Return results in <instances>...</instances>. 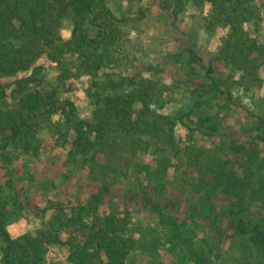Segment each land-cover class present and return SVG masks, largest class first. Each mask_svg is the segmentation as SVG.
I'll return each mask as SVG.
<instances>
[{
  "label": "rangeland",
  "instance_id": "rangeland-1",
  "mask_svg": "<svg viewBox=\"0 0 264 264\" xmlns=\"http://www.w3.org/2000/svg\"><path fill=\"white\" fill-rule=\"evenodd\" d=\"M115 2L117 14L128 19L122 38L128 55L115 68L125 79L98 87L100 76L84 74L73 64L58 67L45 55L17 77L30 78L24 92L53 91L60 100L72 101L83 122L92 121L95 107L115 91L142 98L147 91L156 99L151 118L158 124L152 134L165 155L167 191L160 200L139 196L138 171L146 166L154 176L160 163L145 158L150 164H139L128 137L112 133L102 151L72 155L74 131L61 116L40 110L36 131L17 138L27 145L0 149L2 235L19 242L26 237L46 240V264H72L68 256L86 245L96 216L91 194L99 192L101 216L115 203L116 216L125 221L121 236L134 241L125 264H264L263 247L239 232L233 221L211 224L213 217L200 211L205 203L199 200H217L218 209L229 202L236 210L241 205L253 222L264 225V143H250L243 128L256 120L264 123V0L240 8L234 22L222 19L211 25L213 7L208 3L201 9L190 2L181 8L173 4L171 15L157 0ZM71 30L72 22L65 19L63 40ZM99 32L102 39L105 33ZM189 48L195 52L190 58ZM210 67L218 88L191 95L193 84H209L205 75ZM16 94L7 88L0 110L13 108ZM181 110L192 113L186 125L175 115ZM200 118L204 125H198ZM232 139L241 143L238 155L228 151ZM180 198L199 209L185 211L183 201L176 203Z\"/></svg>",
  "mask_w": 264,
  "mask_h": 264
},
{
  "label": "trees",
  "instance_id": "trees-1",
  "mask_svg": "<svg viewBox=\"0 0 264 264\" xmlns=\"http://www.w3.org/2000/svg\"><path fill=\"white\" fill-rule=\"evenodd\" d=\"M116 0H0V99L6 95V89L11 88L12 94L16 92V104L13 108L0 110V149L11 145H27L16 141L18 137L36 131L35 116L40 110H46L51 115H59L74 131L76 137L73 145L72 155L89 157L94 152L101 150V145L112 133H119L128 137L132 143L133 152L139 158V164L145 158H153L154 176H150L147 167L138 171L137 192L142 198L161 199V192L167 191V184L164 176L167 173L165 167V155L157 135V122L153 121L154 104L156 99L145 91L147 97L142 98L139 94L128 93L119 90L111 93L94 109L93 120L85 121L76 118V107L70 100H60L50 91L44 95L40 91L24 92L30 85L29 77H17L20 73L28 71L34 62L45 55L49 61L58 67L73 64L77 70L97 79L103 78L96 85L103 87L113 81L119 83L125 77L116 72V66L122 64L128 53L123 49L122 38L127 17L119 12ZM162 9H167L170 14L173 4L184 6L191 3L200 9L208 3L213 7L210 12L209 23L226 19L234 22L240 18V8H248L252 0H157ZM65 19L72 22L70 37L63 40L60 29ZM97 28L94 35L93 30ZM98 28L103 30L104 36L100 39ZM233 35V34H232ZM231 35V36H232ZM235 36V34L233 35ZM105 39V40H104ZM104 40V41H102ZM243 39H240V43ZM249 49V48H248ZM181 54V53H180ZM195 55L192 48L188 50V57ZM192 59V58H191ZM185 67L190 66V61L185 58L180 60ZM205 75L211 80L209 84L204 81L193 84V91L190 93H205L212 91L218 84L209 74ZM188 73V71L185 70ZM14 78L11 83H3L4 80ZM189 80H185L188 82ZM186 84V83H185ZM181 85V84H180ZM138 100V101H137ZM190 111L181 110L176 112L177 120L186 125L190 120ZM200 118L198 125H204ZM249 133L250 143H264V123L256 120L254 125L245 124L244 127ZM144 137V138H143ZM229 145L232 154L238 155L241 144L238 140L232 139ZM98 148V149H97ZM97 149V150H96ZM96 150V151H95ZM231 154V155H232ZM142 159V160H141ZM145 171V172H144ZM99 193V192H98ZM98 193L91 194L89 200L95 205L93 213V224L89 229L86 238V245L82 248H75V252L68 256L72 264H125L128 250L133 246L134 241L122 238L125 221L116 215L115 203H113L105 217L100 214L102 206ZM196 195V194H195ZM162 196V197H161ZM133 197V196H132ZM176 197V196H175ZM197 197V195H196ZM195 197V198H196ZM205 203L200 209L212 215L211 224L233 221L239 232L246 235L253 243L264 248V225L260 226L253 222L252 215L247 208L238 206L237 210L229 202L226 206L218 209L214 199L210 197H199ZM175 201V199L173 200ZM184 202L185 211H196L197 206L188 205L185 199H176L179 206ZM158 200L153 201L154 205ZM240 202L234 203V205ZM124 209H127L124 208ZM179 211V208H178ZM126 213L129 214L128 210ZM200 213V212H199ZM0 235H2L0 225ZM48 243L36 237H26L23 242L18 239H11L7 234L0 236V264H46L45 249ZM90 249L93 252L89 251ZM105 257L106 262L103 263Z\"/></svg>",
  "mask_w": 264,
  "mask_h": 264
}]
</instances>
